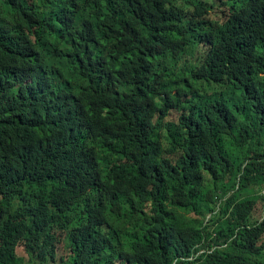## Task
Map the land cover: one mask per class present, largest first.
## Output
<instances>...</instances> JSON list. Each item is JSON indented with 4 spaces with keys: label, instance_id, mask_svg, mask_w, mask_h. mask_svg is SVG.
<instances>
[{
    "label": "trees",
    "instance_id": "trees-1",
    "mask_svg": "<svg viewBox=\"0 0 264 264\" xmlns=\"http://www.w3.org/2000/svg\"><path fill=\"white\" fill-rule=\"evenodd\" d=\"M0 264H264V0H0Z\"/></svg>",
    "mask_w": 264,
    "mask_h": 264
}]
</instances>
